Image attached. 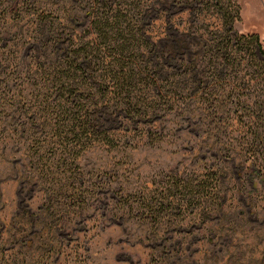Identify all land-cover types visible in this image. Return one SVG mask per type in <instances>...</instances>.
<instances>
[{"label":"rangeland","instance_id":"obj_1","mask_svg":"<svg viewBox=\"0 0 264 264\" xmlns=\"http://www.w3.org/2000/svg\"><path fill=\"white\" fill-rule=\"evenodd\" d=\"M142 1L152 13L154 0ZM236 1L235 28L264 44V0ZM92 6L0 0V264H264V108L253 65L243 62L248 73L229 95L199 88L202 103L174 75L171 90L189 97L183 109L94 131L73 120L71 78L29 66L32 55L45 65L60 55L66 34L88 35ZM201 7L192 20L171 4L147 30L157 39L221 22L213 5ZM85 91L76 103L89 102Z\"/></svg>","mask_w":264,"mask_h":264},{"label":"trees","instance_id":"obj_2","mask_svg":"<svg viewBox=\"0 0 264 264\" xmlns=\"http://www.w3.org/2000/svg\"><path fill=\"white\" fill-rule=\"evenodd\" d=\"M209 1L154 0L152 13H149L150 4L141 0H94L96 6L90 11L88 8L91 20L87 27L89 33L84 34L87 38L82 39L83 35L76 40L73 33H68L60 55L54 56L47 65L45 61H39L40 64L31 61L32 56H36L32 55L29 66L34 69L32 72L44 71L47 76L53 71L59 72L71 78L69 81L77 73L78 82L68 81L67 94L63 95L73 105L69 109L78 105V115L73 120L78 119L79 125L90 124L94 131L99 126L105 131L106 122L110 120L152 122L171 110L183 109L180 104L186 103V98L192 95L199 97L202 103V93L195 95L199 88L209 91L219 88L221 93L228 88L229 95L234 86L241 85L244 73H248L247 68H243L244 61L253 65L249 74L255 79L253 87L261 91L258 93L264 108V44L258 33L239 32L235 28V21L240 19V5L236 0H228L227 7L221 0ZM171 4L191 10L192 20L202 4L213 5L222 20L213 24V28L205 26L200 32L197 28H188L154 39L147 26L161 9ZM131 7L137 12L131 13ZM174 75L186 81L184 88L188 82L192 84L188 86L192 89L189 97L171 90L170 79ZM83 84L86 87H82ZM8 85L5 83L1 88ZM84 91L89 102L76 103ZM2 92L4 96L6 91ZM246 104L249 101L245 97L234 105L243 110ZM208 105L211 106L210 100ZM33 118L26 115L23 119L35 124Z\"/></svg>","mask_w":264,"mask_h":264}]
</instances>
